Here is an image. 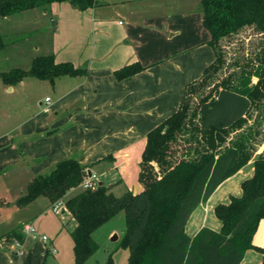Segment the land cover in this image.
I'll list each match as a JSON object with an SVG mask.
<instances>
[{"label":"crops","instance_id":"0c3cea01","mask_svg":"<svg viewBox=\"0 0 264 264\" xmlns=\"http://www.w3.org/2000/svg\"><path fill=\"white\" fill-rule=\"evenodd\" d=\"M100 2L86 10L69 1L25 10H33L39 37L15 55L11 66L0 68L28 69L35 57L53 54L59 62L88 69L86 75L61 76L54 82L27 77L8 85L0 78L10 112L0 119V264H62L60 240L65 233L71 236L64 215L55 212L44 195L19 205L17 199L27 192L29 182L73 156L114 191L121 182L119 174H113L121 165L114 164L141 160L148 132L179 107L184 87L215 60L201 13L175 0ZM133 62L145 69L117 79L114 71ZM32 99L43 106L31 110ZM252 173L253 167L241 181ZM227 179L192 212L189 234L204 225L221 227V220L204 210L229 199L216 196ZM27 223L48 239L27 232ZM254 242L264 248V218ZM247 257V264L262 262L264 252L251 248L242 262Z\"/></svg>","mask_w":264,"mask_h":264},{"label":"trees","instance_id":"16d2710c","mask_svg":"<svg viewBox=\"0 0 264 264\" xmlns=\"http://www.w3.org/2000/svg\"><path fill=\"white\" fill-rule=\"evenodd\" d=\"M65 1L81 10L101 3L0 0V22L21 11ZM201 8L215 60L184 87L179 107L148 132L140 161L143 188L121 195L104 182L84 188L81 183L89 169L71 156L35 176L17 199L19 205L41 195L52 204L64 200L65 226L74 222L70 233L76 264H86L99 249L94 232L120 211L125 212L120 245L129 249L126 264H241L248 249L264 252L254 242L264 218V149L257 153L254 142L261 133L257 128L264 124V0H201ZM4 47L0 29V49ZM144 69L133 62L114 74L124 80ZM87 73L88 69L59 62L50 54L35 57L28 69L0 72V78L14 85L27 77L54 82ZM250 162L253 173L242 180V192L215 206L221 227L204 225L189 234L188 220L197 206ZM106 264H113L112 253Z\"/></svg>","mask_w":264,"mask_h":264},{"label":"rangeland","instance_id":"374dc122","mask_svg":"<svg viewBox=\"0 0 264 264\" xmlns=\"http://www.w3.org/2000/svg\"><path fill=\"white\" fill-rule=\"evenodd\" d=\"M175 2H179L182 5V7L197 12L199 14L201 13L202 15L201 0H175ZM34 15L35 14L33 10L25 11V12H19L13 14L12 16L10 15V17L7 20L6 19L1 20L0 29L3 35L5 47L3 49H0V68H4V67L7 68L9 64L11 66L12 62H14L15 55L26 48L32 47L33 43L39 37L38 31H35L37 25L36 24L33 25L32 19ZM36 20L37 18H34V21ZM24 25H26V28H22ZM254 81H257V78H254ZM41 94L43 95L46 93L42 91ZM8 96L9 94L3 93V87L0 85V119L5 118L6 114L10 113L9 110L7 111L5 107L6 106L5 103H7V100L9 99ZM34 101L36 100L34 99ZM36 103L39 104V106ZM42 106L43 105H40L39 101L33 103V99H32L31 110L35 109L36 107L41 108ZM23 109L24 108H22L21 111H23ZM252 121L253 120L251 119L248 122V125H250ZM245 127H247V125H245ZM257 129L261 130V133H258L257 139L254 140L255 145L259 148L258 151H256L258 153L264 149V124L259 126ZM140 161L141 160H139V158L136 157L130 160L126 166L122 164V161L116 162L114 164L116 166L121 165L120 167H118V170L114 169L113 171V174L117 173L121 178V182L119 184H116L113 188L115 194L121 195L128 189L129 190L131 189V191L137 193L143 188L139 178ZM250 166L252 167V162L236 170L229 177H227L228 179L226 178L227 180L220 187L217 193L218 195L216 196L220 198L222 195L224 196L229 195L228 198L230 199V196L234 194V192L232 191H234L237 188L241 189L239 193L237 192L238 194H240L242 192V188L240 185V183L242 182L241 179L243 175H245L246 172L249 171V169L251 168ZM251 175L252 174H250L249 176ZM227 192H229V194H227ZM226 201H222V202H226ZM213 203L214 202L210 203V205H207V208H205L204 210V214L210 213L216 216V218H218L217 215L215 214V206L217 203L216 204ZM64 215L66 216L67 213L66 214L64 213ZM73 225L74 222L69 221L67 226L69 231ZM124 230H125V212L120 211L117 215H115L109 221L104 223L94 232V237L98 241L100 246L99 249L87 260L86 264H106L108 262L109 255L111 253L113 257V264H126L128 261L129 249L120 245L121 238L124 234ZM189 230L192 231L193 230L192 227H190ZM187 232L189 233L188 230ZM116 235H118V238H115ZM71 236L69 234L66 235L65 233L60 240V246L62 250V260H63L62 264H76L74 254L71 249V240H72ZM249 258L250 257H247L242 262V264L249 263Z\"/></svg>","mask_w":264,"mask_h":264},{"label":"built area","instance_id":"2783aa9c","mask_svg":"<svg viewBox=\"0 0 264 264\" xmlns=\"http://www.w3.org/2000/svg\"><path fill=\"white\" fill-rule=\"evenodd\" d=\"M99 182V176L98 174L94 173L91 171V173L86 174V176L84 177L81 186L84 188H95L97 186ZM52 209L57 212V213H61L64 211V200L63 199H59L57 201H55L52 204ZM25 230L27 232H31L33 234L34 237L37 236H41L44 240L48 239V235L47 234H41L36 226L34 224L31 223H27L24 226ZM54 251H56V248H54Z\"/></svg>","mask_w":264,"mask_h":264},{"label":"water","instance_id":"95a60500","mask_svg":"<svg viewBox=\"0 0 264 264\" xmlns=\"http://www.w3.org/2000/svg\"><path fill=\"white\" fill-rule=\"evenodd\" d=\"M89 173H91V170L89 171ZM99 183H101V182H99ZM115 238H118V235H116Z\"/></svg>","mask_w":264,"mask_h":264}]
</instances>
